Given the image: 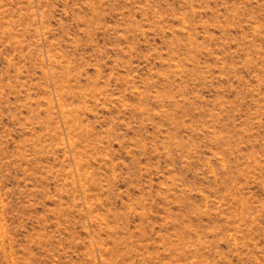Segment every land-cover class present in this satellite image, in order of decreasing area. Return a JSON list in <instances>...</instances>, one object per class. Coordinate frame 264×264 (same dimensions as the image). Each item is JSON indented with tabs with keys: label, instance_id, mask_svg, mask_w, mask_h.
Wrapping results in <instances>:
<instances>
[{
	"label": "rangeland",
	"instance_id": "1",
	"mask_svg": "<svg viewBox=\"0 0 264 264\" xmlns=\"http://www.w3.org/2000/svg\"><path fill=\"white\" fill-rule=\"evenodd\" d=\"M0 264H264V0H0Z\"/></svg>",
	"mask_w": 264,
	"mask_h": 264
}]
</instances>
